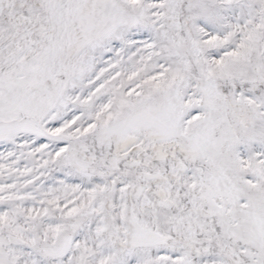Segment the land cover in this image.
<instances>
[{
	"label": "snow or ice",
	"instance_id": "snow-or-ice-1",
	"mask_svg": "<svg viewBox=\"0 0 264 264\" xmlns=\"http://www.w3.org/2000/svg\"><path fill=\"white\" fill-rule=\"evenodd\" d=\"M0 264H264V0H0Z\"/></svg>",
	"mask_w": 264,
	"mask_h": 264
}]
</instances>
